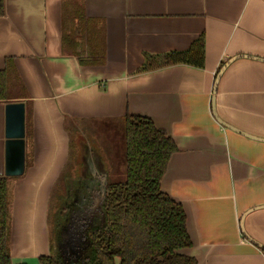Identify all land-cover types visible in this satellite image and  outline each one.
I'll return each mask as SVG.
<instances>
[{
  "label": "crops",
  "instance_id": "1",
  "mask_svg": "<svg viewBox=\"0 0 264 264\" xmlns=\"http://www.w3.org/2000/svg\"><path fill=\"white\" fill-rule=\"evenodd\" d=\"M200 35L202 67L137 71L146 55L187 50ZM81 52L100 63H80ZM7 63L18 77L12 101L25 103L30 157L9 180L14 264H40L49 252L47 205L67 160V125L81 134L88 124L92 135V123L126 114L150 118L177 147L160 186L185 211L192 245L180 252L197 264H264L240 226L244 216L246 235L264 246V0H4L0 69ZM212 99L242 133L215 119Z\"/></svg>",
  "mask_w": 264,
  "mask_h": 264
},
{
  "label": "trees",
  "instance_id": "2",
  "mask_svg": "<svg viewBox=\"0 0 264 264\" xmlns=\"http://www.w3.org/2000/svg\"><path fill=\"white\" fill-rule=\"evenodd\" d=\"M4 0H0V16ZM70 39L69 36L63 40ZM78 54L82 64H99V59ZM203 36L184 51L145 56L138 72L174 64L202 67ZM18 77L7 63L0 69V101H12L18 92ZM124 126L123 181L106 180L101 203L102 216H96L85 229L87 241L82 264H197L194 257L181 253L192 245L182 205L161 190L167 163L177 150L173 139L144 116L126 114ZM67 182L75 179L78 167V133L69 124ZM10 178L0 175V264H13L9 237L12 188ZM261 248V247H260ZM264 252V249L261 248ZM40 264H64L59 254L39 255ZM25 264V263H19Z\"/></svg>",
  "mask_w": 264,
  "mask_h": 264
},
{
  "label": "flooded vegetation",
  "instance_id": "3",
  "mask_svg": "<svg viewBox=\"0 0 264 264\" xmlns=\"http://www.w3.org/2000/svg\"><path fill=\"white\" fill-rule=\"evenodd\" d=\"M77 142H78V154H80V148L82 149V155L84 157H85V153L86 154L88 153L90 155L89 157L90 163H88L89 165L88 164L86 165V161H85L83 164V162L79 160V157L77 154L78 167L76 170L75 179H72L71 177V180L69 182H67L69 175L68 176L66 175L67 173H66L65 165H64L58 178L56 179L51 189L49 200H48V205H47V208H48L47 225H48V230H49L48 231L49 232V252L43 255L57 253L61 256L64 264H82V258H83L84 252L86 251V245H87V241L85 238V229L88 225H90L94 221L93 219L96 216H102L101 203H102V198L105 193L104 185L106 183V180L109 179L108 176L110 175V172H111L110 163L106 162L107 166H109L108 167L109 171L107 170V166L106 167L101 166L100 165L101 157L97 156L98 154L96 153V149L93 150L92 148L88 147L89 145L87 141L79 139V135H78ZM25 153H24V167H25ZM97 157H99V159ZM105 159L107 158L105 157ZM85 165L88 167L90 166L92 167L91 169L94 174L93 178H89V177L85 178L82 176H86V175L83 174L81 176L77 174L78 169L85 167ZM2 175H4V173ZM8 177L15 178L18 176H12V177L8 176ZM85 185L87 186L85 188L86 193H84V188L82 189L83 190V193H82L81 188L85 187ZM55 186L57 187L56 190H55ZM60 196H62L63 198L65 197L67 199V201L65 202L67 203L65 206H68L69 204V209L67 210L68 211L67 216H71L70 220L66 223V225L64 224L60 225V222H58L56 225V226L60 225V227H58L59 232L57 233V236L59 238L58 243L63 244L61 246L59 244L56 245V243H54L55 241V233H54L55 222H54V217H53L57 213L59 207L62 210H66L65 207L60 206L61 203L57 200ZM76 198L78 200L74 201L73 199H76ZM86 199L87 201H85ZM63 231L65 232V234ZM65 237L67 239H65ZM78 238L81 239L80 241H84L85 244L81 243L82 244L81 246L77 245ZM83 245L85 249L84 252L82 251Z\"/></svg>",
  "mask_w": 264,
  "mask_h": 264
},
{
  "label": "rangeland",
  "instance_id": "4",
  "mask_svg": "<svg viewBox=\"0 0 264 264\" xmlns=\"http://www.w3.org/2000/svg\"><path fill=\"white\" fill-rule=\"evenodd\" d=\"M93 126V130L94 132L92 133V135L89 132L88 129V124H87V128H83L81 132V134L83 133V136H81V134H78L82 137L83 140L88 141L89 142V146L90 148H92L93 150L96 149V153L98 154V156L101 157L100 160V165H102L103 167H106V162H109L111 165V172L110 175L108 176V178H111L114 181H123L124 177H125V162H124V149H125V141H124V126H123V121H119L117 120L116 122H94L92 123ZM69 130L72 132L73 131V127L72 125L69 126ZM79 136V138H80ZM98 147H102L104 150L103 152L97 148ZM88 150V148H87ZM79 160H81L84 164V162L86 161V165L88 163H90V155L87 153H85V157L83 160V155H82V149L80 148V154H78ZM105 157L107 159H105ZM26 163H29L30 161V157L27 156L25 159ZM99 161V160H98ZM97 161V163H98ZM83 168H79L78 169V174L79 175H86V176H82L85 178H93L94 174L92 172V167H88L86 166ZM89 165V164H88ZM90 168V169H89ZM83 171H81V170ZM106 170V169H105ZM107 171V170H106ZM109 171V168H108ZM93 183V182H92ZM88 185V184H87ZM87 186L85 185V187L81 188V191L83 193V188H84V193H86V188ZM56 186H55V190H56ZM61 204L60 206L65 207L66 210H62L58 209L57 213L55 214L54 217V222H55V229H54V233H55V241L54 243H56V245H63L59 242V238L57 236V233L59 232L58 227H60V225L64 224L66 225V223L70 220L71 216H67L68 215V209H69V204L68 206H65L67 203H65L67 201V199L62 196H60L57 199ZM78 200L76 199H73ZM87 201V199L85 200ZM71 204V203H70ZM27 208L31 209L32 208V204L28 203L25 204L24 206V210H26ZM47 212H48V208H47ZM47 216V213H46ZM60 222L59 226H56L57 223ZM57 227V228H56ZM64 232V231H63ZM65 234V232H64ZM65 239H67L65 237ZM81 239H77V245L81 246V243H84V241H80ZM66 242V240H65ZM82 251L84 252V245H83V249Z\"/></svg>",
  "mask_w": 264,
  "mask_h": 264
},
{
  "label": "water",
  "instance_id": "5",
  "mask_svg": "<svg viewBox=\"0 0 264 264\" xmlns=\"http://www.w3.org/2000/svg\"><path fill=\"white\" fill-rule=\"evenodd\" d=\"M232 58L227 60L223 67L219 70L215 83L225 65L231 61ZM212 113L215 119L222 125L229 127L233 130L241 132L233 126L222 121L214 111V101L212 99ZM242 133V132H241ZM247 136L254 137L245 133ZM24 153H25V103L23 101H8L4 104V166L3 173L6 176H19L24 171ZM98 156V155H97ZM84 160V156L82 157ZM99 159V157H97ZM102 166V165H101ZM78 174V172H77ZM243 217L241 218V230L244 236L250 241L261 246L249 238L243 229Z\"/></svg>",
  "mask_w": 264,
  "mask_h": 264
}]
</instances>
